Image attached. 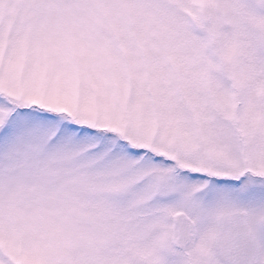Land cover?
<instances>
[{"label": "snow or ice", "instance_id": "1", "mask_svg": "<svg viewBox=\"0 0 264 264\" xmlns=\"http://www.w3.org/2000/svg\"><path fill=\"white\" fill-rule=\"evenodd\" d=\"M0 264H264V0H0Z\"/></svg>", "mask_w": 264, "mask_h": 264}]
</instances>
